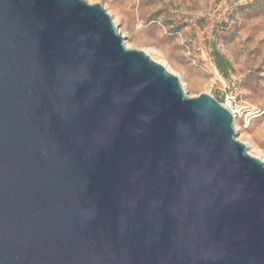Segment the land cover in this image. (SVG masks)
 <instances>
[{"label": "water", "instance_id": "95a60500", "mask_svg": "<svg viewBox=\"0 0 264 264\" xmlns=\"http://www.w3.org/2000/svg\"><path fill=\"white\" fill-rule=\"evenodd\" d=\"M0 264H264V162L100 3L0 0Z\"/></svg>", "mask_w": 264, "mask_h": 264}, {"label": "rangeland", "instance_id": "374dc122", "mask_svg": "<svg viewBox=\"0 0 264 264\" xmlns=\"http://www.w3.org/2000/svg\"><path fill=\"white\" fill-rule=\"evenodd\" d=\"M100 3L129 48L176 75L188 96L234 98L235 137L264 162V0H85ZM230 63L227 77L212 51Z\"/></svg>", "mask_w": 264, "mask_h": 264}, {"label": "trees", "instance_id": "16d2710c", "mask_svg": "<svg viewBox=\"0 0 264 264\" xmlns=\"http://www.w3.org/2000/svg\"><path fill=\"white\" fill-rule=\"evenodd\" d=\"M213 62L223 77H227L230 70V63L217 50L212 51ZM216 98V96H215Z\"/></svg>", "mask_w": 264, "mask_h": 264}, {"label": "built area", "instance_id": "2783aa9c", "mask_svg": "<svg viewBox=\"0 0 264 264\" xmlns=\"http://www.w3.org/2000/svg\"><path fill=\"white\" fill-rule=\"evenodd\" d=\"M223 106H225L235 117L239 113V107L237 103L234 101V98L231 95H224L222 100L220 101Z\"/></svg>", "mask_w": 264, "mask_h": 264}]
</instances>
